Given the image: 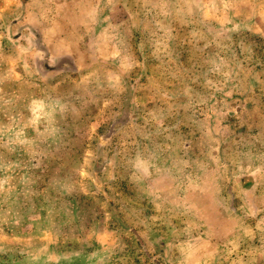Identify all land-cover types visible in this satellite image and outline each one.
Listing matches in <instances>:
<instances>
[{
  "label": "rangeland",
  "instance_id": "obj_1",
  "mask_svg": "<svg viewBox=\"0 0 264 264\" xmlns=\"http://www.w3.org/2000/svg\"><path fill=\"white\" fill-rule=\"evenodd\" d=\"M0 264H264V0H0Z\"/></svg>",
  "mask_w": 264,
  "mask_h": 264
}]
</instances>
